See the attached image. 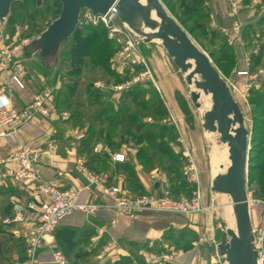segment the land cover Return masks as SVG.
Returning a JSON list of instances; mask_svg holds the SVG:
<instances>
[{"label":"crops","instance_id":"1","mask_svg":"<svg viewBox=\"0 0 264 264\" xmlns=\"http://www.w3.org/2000/svg\"><path fill=\"white\" fill-rule=\"evenodd\" d=\"M166 1L173 10L171 16L178 23L177 16H184L187 26L181 27L188 35H197L191 40L197 46L202 45L223 79H229L231 85L241 87L247 77L237 75L236 72L246 70L257 74L254 90L261 92L264 89V0L257 3L254 0H241L235 16H230L227 0ZM234 20L242 24L236 36L232 35L231 30ZM188 27L191 29L188 30ZM150 43L154 41H149L148 44ZM158 44L156 51L143 56L151 68L160 99L176 122L179 139L186 144L197 161L202 154L199 132L183 126V114L179 107V98L186 100L182 94L183 83L172 59L161 43ZM25 50L24 58L21 53L15 52L14 60L22 65L20 79L23 88L18 89L10 83L13 107L21 108L39 91H49L54 105L60 91L59 81L49 82L45 76L48 74L46 71L32 69L29 63L35 65L40 59L33 52ZM209 54L213 56L210 57ZM11 72L12 68L0 73V86L9 82ZM234 101L237 104L236 97ZM86 137V130L82 129L76 119L66 122L56 112L47 118L37 116L20 127L14 143L0 138V159H6L19 145L38 148L34 165L46 182L60 188L78 190L79 201L108 206L111 205V200L102 194L88 175L94 172L92 169L102 167L100 162L103 160H95L94 156L104 159L107 157L104 168L113 170V177L109 182L114 183L115 178L120 177L122 188L131 195L133 192L126 188L129 184L135 185L140 194L164 189L178 192L183 187L181 183L175 186L157 168L147 172L143 168V160L134 149L127 154L122 151L111 153L109 148L107 151L95 152L94 143L90 151L86 148ZM51 144H56L57 149L52 150ZM114 153H124L123 164L112 162L111 155ZM123 165L132 169L131 174L123 170ZM16 168L17 164L13 161L0 162V233L10 237H16L14 233L22 230V224L6 223L4 220L11 217L14 205H25L32 199L31 192L35 187L33 183H23L9 174V170ZM212 178L213 176L201 178L199 190L203 208L188 215L143 209L134 219H130L123 214L115 216L110 208H104L91 216L72 212L52 235L42 240L38 248V264H56L54 250H60L70 264H226L224 257L217 252V247L231 236L225 237L217 224L214 208L226 204L234 233L236 218L229 196L210 189ZM250 194L253 197L252 190ZM44 198V194L39 196V199ZM258 215L249 207L251 231L258 224ZM32 216L30 212L27 213L28 218ZM18 246L21 257L17 259V255L12 256L17 259L16 262L24 258L23 244ZM162 255L169 257L161 261L158 258Z\"/></svg>","mask_w":264,"mask_h":264},{"label":"rangeland","instance_id":"2","mask_svg":"<svg viewBox=\"0 0 264 264\" xmlns=\"http://www.w3.org/2000/svg\"><path fill=\"white\" fill-rule=\"evenodd\" d=\"M160 1L171 15L166 1ZM60 10L61 3L57 0H43L40 7L35 6V0H20L14 2L10 7L8 16L0 26V49H6L8 51L16 50V52L21 53V57L24 58L23 53L26 52L25 49H27L28 43L31 39L37 37L51 21L58 17ZM88 12L89 11L86 9L81 10L77 24L79 33L86 34L91 28L99 26L103 29L104 35L112 41L111 46L109 47L111 51L108 53L106 61L101 67H99V65L93 67L90 64V60L86 58L83 61L81 72L78 75L70 74L69 71H71V68L66 54L72 43V39L60 46L58 56L51 63H45L37 56V53L33 52L34 56L40 60L36 62L37 64L35 65L32 63H29V65L32 69H37L40 72L46 71L48 74L45 76L49 82L56 80L59 81L60 87H62L61 91L64 94L63 96H66V99L69 101V105L63 107V112H66L71 119L74 118L72 116H75L74 119L81 123L82 129H90L94 131L92 137L93 144L100 143L102 146L109 148L111 153L122 151L127 154L131 153L132 149L136 152L137 149H141L140 155L144 158L143 168L147 172L157 168L158 171L166 175L169 181H173V184H176L175 186H178L180 183L182 184L183 187H181V190H178V192H175L174 190L175 196L191 198L195 191L200 192L199 183L201 178H208L213 174L210 158L211 146L215 145L218 148H224V144L221 143L219 135L217 133L208 132L203 127V114L205 110H200L201 101L198 100L200 106L195 107L190 99V91L195 89L194 86L186 84L184 73L176 67L179 79L182 81L184 87L182 94L186 98V100L182 99V97L179 98V107L183 114V126L199 132L198 137L202 146V154L201 156H198L197 161L186 144L179 139V134L175 125L176 122H172L165 103L160 99V93L155 80L153 79L151 68L144 59V56L152 53V51H156L160 40L152 38L151 41H154V43H145L142 35L132 31L116 17L107 20L105 23L100 19L89 20ZM113 28H115L116 31L112 32ZM193 36L197 35H189L190 39H192ZM201 46L200 48L202 49ZM145 70L150 72V78H144L143 81H139L129 89L121 92H114L109 89L110 86L133 79ZM197 77L199 78V76ZM233 77L234 76H232V78ZM223 80L228 85L232 97L234 99L236 97L242 126L247 132V138L251 137V129L253 125L255 127L254 131L255 139L258 142V151L261 150L256 156V162L261 165V169L258 172H252V175L255 176L254 178L257 183H263L264 96L261 99L256 98L254 102H251L250 98L253 96L251 92L255 89V83L251 89L245 92L243 90L244 84L241 87H235L231 85L229 79L228 81L226 79ZM88 83H92V85L93 83H98V85L93 87L101 91L102 96L104 97L92 105L90 104L91 101L85 90ZM133 88H135L133 92L125 94V92L130 91ZM261 92L264 94V89ZM134 94L135 99L134 103H132L130 102V97ZM106 101L112 104L114 111L112 110V113L109 111V113L100 116L98 115L99 107L101 106V103H105ZM120 105L122 107L120 110L121 113H130L133 115L132 120H126L123 124H117L111 120L115 115H120L119 112H115ZM256 108L259 112L256 115V118H252L253 110ZM122 109L124 111H122ZM165 110H167V116L169 115L168 119L162 118ZM60 112L58 113L59 117L61 114ZM69 118L67 120L65 119L66 122L70 120ZM162 124H170L172 126H166V135L163 138H158V141L153 140L152 137L148 138L147 136L135 142L132 140L123 141L126 139L127 129L131 127L133 128V133H136V135L141 133L149 134L150 132L152 135H157L159 134L158 126ZM172 128L173 130H171ZM185 147L189 150L196 174H194L195 172L190 173L185 170L187 158L181 153L182 149ZM159 149L163 150L165 153H161ZM105 161L106 159L100 162V164L102 163L101 170L104 169L106 165ZM129 170L130 169H128V171ZM129 186V190L133 192L132 196L140 194L135 185L129 184ZM254 188L257 189V185L247 188L248 196L251 195L250 192ZM251 198L260 201L264 200V196H253ZM225 205L226 204L217 206L215 202V206L217 207L214 208V213L216 214L215 220L222 228L225 237H229L227 231L231 229L233 230L234 225L232 226L229 222L226 210L227 207H225ZM251 209L259 214L258 220H260L264 214L262 204L258 203V206H252L250 207V210ZM20 244H23L20 237H10L8 234L0 233V264H23L25 255L21 261L16 262V260L21 257L20 248L18 246ZM13 255H17L16 260L12 257Z\"/></svg>","mask_w":264,"mask_h":264},{"label":"built area","instance_id":"3","mask_svg":"<svg viewBox=\"0 0 264 264\" xmlns=\"http://www.w3.org/2000/svg\"><path fill=\"white\" fill-rule=\"evenodd\" d=\"M230 6V16H235L240 7L241 0H227ZM260 0H254L257 3ZM116 17L111 11L105 15L93 16L88 12L89 20L100 19L105 22ZM117 18V17H116ZM241 22L234 20L232 23V35H238L241 29ZM116 31L115 28L112 32ZM16 50L8 51L0 49V73L7 72L12 68L9 82L0 86V138L14 143L20 127L31 121L37 116L50 117L54 112V107L49 91H39L32 99L25 103L21 108L15 109L12 105L13 91L9 87L10 83L14 84L18 89L23 88L20 79L22 65L19 61L14 60ZM150 72L143 71L131 80L110 86L109 89L114 92H121L129 89L137 82L143 81L144 78H150ZM237 75L246 76L247 80L243 85L246 92L254 85L257 74L248 71H237ZM98 83H93V86ZM228 86V85H227ZM60 117L67 119L68 114L61 112ZM172 122L175 120L171 117ZM52 150L57 149L56 144H51ZM95 152L107 151L106 146L100 143L94 145ZM39 152L38 148L29 145H19L6 159H0L1 163L13 161L17 164V168L9 170V174L14 176L23 183H33L35 187L31 192L32 199L25 205H14L10 218L4 220L6 223L22 224L21 231H15L16 237H20L24 246L23 264H38L37 255L38 248L42 240L52 235L60 223L72 212H79L85 216L95 215L104 208H110L115 216L120 214L126 215L130 219H134L136 214L143 209H151L158 213L188 215L201 210V195L199 191H195L191 198L183 196L172 197L168 190L164 189L158 192H149L141 195H130L122 188L120 177H116L114 183L109 182V176L106 172H90L88 173L92 183L97 185L102 194L111 200V205L91 201H79L78 190L74 188H60L46 182L34 165V160ZM182 155L187 158L185 170L196 174L192 158L187 147L182 149ZM112 162L123 163L125 161L124 153H114L111 155ZM44 194V199L39 196ZM248 206L256 207L258 203L262 204L264 212V200L253 199L248 196ZM31 213L32 218L27 217V213ZM251 246L256 252V264H264V214L258 220V224L251 231ZM169 255H162L158 258L161 261L167 260ZM53 258L56 264H70L60 250H54Z\"/></svg>","mask_w":264,"mask_h":264},{"label":"water","instance_id":"4","mask_svg":"<svg viewBox=\"0 0 264 264\" xmlns=\"http://www.w3.org/2000/svg\"><path fill=\"white\" fill-rule=\"evenodd\" d=\"M20 0H0V26L10 12L11 5ZM43 0H35L40 6ZM61 10L56 19L27 45L29 51L45 63H51L59 54L60 46L74 32L82 9L93 16L112 12L117 19L127 25L135 33L142 35L145 42L152 38L160 40L162 47L172 59L175 66L184 73L187 85H193L190 99L195 107L200 90L210 94L211 106L203 114V127L217 133L221 143L226 144L229 163L226 169L216 173L210 184L214 192L230 197L236 218V233L227 232L231 236L220 243L217 251L224 257L226 264H256V252L251 246V230L247 197L248 155L251 151L250 137L244 130L239 108L234 101L227 84L213 66L208 54L198 47L181 25L170 15L160 0H146L144 4L138 0H57ZM154 10L159 19L156 31L151 34L138 30V23L153 25L148 9ZM199 76V78L197 77Z\"/></svg>","mask_w":264,"mask_h":264},{"label":"trees","instance_id":"5","mask_svg":"<svg viewBox=\"0 0 264 264\" xmlns=\"http://www.w3.org/2000/svg\"><path fill=\"white\" fill-rule=\"evenodd\" d=\"M162 1H166V0H162ZM166 3H167V7L170 10V12L173 13L172 7L169 5V3L167 1H166ZM35 6H36V3H35ZM40 6H36V7H40ZM177 19H178L180 25L187 26V21H185L184 16H182V15L181 16H177ZM189 29H191V27L190 28L188 27V30ZM70 39H72V43H71V45L69 47V50H68V52L66 54L68 56L67 60L69 61V65H70V68H71V71H69L70 74L72 73V74L78 75L81 72L82 68H83V61L86 58H88L90 60V64L93 67H97L98 65H99V67H101L105 63L106 57L108 56V53L111 51V49H109V47L111 46L112 41L110 39H108L106 37V35H104L103 29L101 27H99V26L91 28L88 31V33H86V34L79 33V29L76 26L74 32L71 34V36L65 42H67ZM209 55H210V57L213 56L211 54H209ZM60 88H61L60 91L56 95L55 104L53 105L54 112H56L57 114L60 111L63 112V109H64L63 107L64 106L66 107V106L69 105V101L66 99V96H63L64 94L61 91L62 87H60ZM85 90H86L88 98L91 101V102L89 101L91 105L94 104L99 99L104 98L102 96L101 91L95 89L93 87L92 83H88L86 85V87H85ZM133 90H135V88L131 89L130 91L125 92V94L131 93V92H133ZM251 94L253 95L250 98L251 102H254L256 100V98L261 99L264 96V94L262 92H259L258 90H254L253 92H251ZM134 99H135V94L131 95V97H130L131 101L130 102L134 103ZM121 108L122 107L120 105L118 107V109L115 111V112H119L120 115H117V116L115 115V117H113L111 119L114 123L123 124L124 121L133 119V115L132 114H130V113H125V114L121 113V111H120ZM112 110H113L112 104H110V102L106 101L105 103H101V106L99 107L98 115H100V116L101 115H105V114L109 113V111L112 113L114 111V110L113 111ZM122 111H124V110L122 109ZM166 111L167 110H165L164 116L162 117L164 119H168L169 118V115L167 116V112ZM258 112L259 111H258L257 108L254 109L252 118H256V115L258 114ZM72 117L75 118V116H72ZM68 118H69V116H68ZM69 119H71V117ZM166 126L171 127L172 125H170V124H168V125L162 124V125L158 126L159 134H157V135H152L151 132L149 134H147V133H143L142 134L141 133V134L136 135V133H133V128L131 127L129 129H127V136H126V139L123 140V141L132 140L133 142H135V141H137V140H139L141 138H144L146 136L148 138L152 137L153 140L158 141V138L159 139H160V137L163 138L166 135V133H167L166 132ZM163 129H165V130H163ZM171 130H173V128ZM254 130H255V127L253 125V127L251 129V137H250L251 151H250L249 156H248V165H249V167H248L247 180H248V183H249V185H248L249 188L251 186H253V185H257V189H255V188L252 189V196L257 197V196H264V182L263 183L262 182H260V183L258 182L257 183L255 178H254L255 176L252 175V172H258L261 169V165H259L256 162L257 161V157L256 156L258 155L259 152H261V150L258 151L259 150V148L257 147V143L258 142L255 139V131ZM86 132H87V137L85 139V141H86L85 143L87 145L86 148L91 151L92 150V146H93L92 137L94 135V131H92L90 129H86ZM145 132H147V131H145ZM106 138H108V137H106ZM159 151L161 153H163V154L165 153V152H163V150L159 149ZM140 153H141V149H137L138 157L140 159L144 160L143 156L140 155ZM93 158L95 160H98V161L104 160V157H101V156H94ZM105 158L107 159V157H105ZM115 164H123V163H115ZM128 169H130L129 166L123 165V170L126 173L131 174V169L129 171H128ZM92 170L94 172H106L108 174V176H109V180L110 181H111L110 178L113 177L112 168H108L107 167V168H104L102 170H101V168H97V169L94 168ZM255 183H257V184H255ZM129 187H126V188L129 189ZM169 193L172 196H174L175 198L178 197V196L174 195V191H169Z\"/></svg>","mask_w":264,"mask_h":264},{"label":"bare ground","instance_id":"6","mask_svg":"<svg viewBox=\"0 0 264 264\" xmlns=\"http://www.w3.org/2000/svg\"><path fill=\"white\" fill-rule=\"evenodd\" d=\"M146 0H138L139 3L144 4ZM148 15L152 19L153 25H145L143 23H138V30L142 33L151 34L156 31L158 27L159 19L154 15V10L152 8L148 9ZM193 86V85H191ZM200 93L199 101H201L200 110H208L211 106L210 94H203L200 90H196ZM210 134V133H209ZM208 134V135H209ZM210 148V158H211V169L213 171L212 176L220 171H224L229 163L227 146L224 144V148H218L215 145Z\"/></svg>","mask_w":264,"mask_h":264}]
</instances>
